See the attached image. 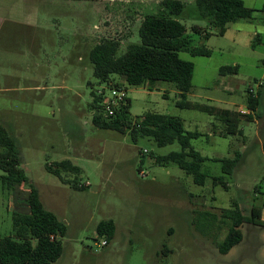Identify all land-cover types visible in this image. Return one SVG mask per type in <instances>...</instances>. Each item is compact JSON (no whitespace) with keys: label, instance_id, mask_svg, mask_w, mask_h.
I'll list each match as a JSON object with an SVG mask.
<instances>
[{"label":"rangeland","instance_id":"374dc122","mask_svg":"<svg viewBox=\"0 0 264 264\" xmlns=\"http://www.w3.org/2000/svg\"><path fill=\"white\" fill-rule=\"evenodd\" d=\"M161 1L0 0V124L17 138L21 168L45 208L68 226L63 255L54 264H264V227L245 223L243 242L222 255L217 243L227 227L211 231L204 214L220 215L236 201L245 216L254 206L264 216L263 96L259 113L241 125L244 136L222 137L219 127L214 134L218 122L205 110H247L248 89L263 92L264 84L257 88L256 82L264 83V12L230 23L221 35L195 0H181L184 10L174 19L186 26L193 47L212 53H180L195 65L187 97L193 108L178 106L180 94L171 82L131 87L115 77L128 90L132 121L147 113L167 114L181 118L187 131L203 134L192 145L211 159L203 164L210 175L204 186L177 164L156 163L159 156L181 152L178 142L159 147L152 137L135 140L93 123L92 93L106 85L94 75L91 48L126 19L132 28L119 54L140 44L137 19L157 13ZM242 1L249 8L264 7V0ZM107 17L111 20L104 23ZM224 66H238V74L222 76ZM238 157L232 175L212 160ZM64 160L83 173L61 172V179L49 170ZM212 177H221V183L213 186ZM75 179L83 190L73 187ZM28 194L27 185L8 190L0 180V238L13 232V212H28ZM108 220L116 226L115 237L102 247L105 237L97 227Z\"/></svg>","mask_w":264,"mask_h":264},{"label":"trees","instance_id":"16d2710c","mask_svg":"<svg viewBox=\"0 0 264 264\" xmlns=\"http://www.w3.org/2000/svg\"><path fill=\"white\" fill-rule=\"evenodd\" d=\"M202 16L210 18L219 34L224 35L230 23L239 20H253L258 12L249 8L242 0H195ZM185 7L181 0H162L157 13H147L140 23L138 30L140 44H129L124 53H120L118 42L103 40L90 50V60L94 67V75L100 84L120 86L115 79L119 77L125 86L141 87L157 82H171L180 94L178 106L182 109L193 108L188 101V94L193 87L195 65L181 58V52H189L192 56H211V50L201 46H192L187 28L174 19ZM196 32L201 29L195 27ZM208 37V34L205 35ZM222 76L238 74V66L220 68ZM247 110L242 114L231 109H205L218 124H213V133L221 128V136H244L241 128L243 122H251L259 106V93L254 94L248 89ZM91 111L94 125L102 130H113L122 134L130 133L136 140L139 135L152 137L159 147L178 142L181 152H172L155 159L159 165L177 164L188 176L193 177L196 185L204 186L210 175L203 171V164L211 159L204 157L192 145L193 140L202 137L198 131L189 132L185 129L183 120L167 114L147 113L137 121L129 116V104L119 111L116 116H104L95 92ZM264 152V142L262 145ZM222 163L224 174L232 175L241 162V158H214ZM21 151L18 140L0 124V180L8 190L17 186L27 185L28 212H13V232L0 238V264H54L63 255L61 239L67 235L68 226L56 214L48 211L36 186L30 182L25 171L21 168ZM49 170L64 179L61 172L80 176L81 167L71 160H64L50 167ZM71 181H68L69 183ZM213 186L221 183V177H212ZM73 187L83 190L85 187L75 179ZM209 218L210 230L227 227L225 239L217 243L220 254L227 255L244 240L242 227L251 223L264 227L263 209L254 206L251 216H245L240 205L235 201L228 209H221L220 215L205 211ZM116 226L112 220L102 221L97 227L99 237H105L109 242L114 239Z\"/></svg>","mask_w":264,"mask_h":264},{"label":"built area","instance_id":"2783aa9c","mask_svg":"<svg viewBox=\"0 0 264 264\" xmlns=\"http://www.w3.org/2000/svg\"><path fill=\"white\" fill-rule=\"evenodd\" d=\"M110 20L111 19L107 17L104 20V23H106L107 21L110 22ZM137 20L140 21V23H141V21L143 20V17H142V19L139 17V19H137ZM116 28L117 29L114 30V32H110V33H114V34L111 35L110 33H108L109 35L106 36L105 39L110 40V41H114V42H118V43H123L124 42L123 38H125L131 31L132 23H130L127 19L126 20H119L118 26ZM96 29L98 32L102 31L101 26H97ZM98 43H100V42H98ZM263 84H264L263 82H256L257 88H261L263 86ZM104 85H106V84H104ZM250 88H251L250 91L255 94L254 87L251 86ZM96 97L99 100V106L102 108L104 116L107 118H111V117L116 116L119 111L124 109L129 104V101H130L129 97H128V90L123 85H120L118 87H116V86L111 87L109 85H106L104 87H100L96 91ZM240 113L249 114L250 111L249 110H242V111H240ZM140 175L143 178L147 177V173H145L143 170L140 172ZM99 244H100V246L104 247V246L108 245V241L105 238V240H102Z\"/></svg>","mask_w":264,"mask_h":264},{"label":"crops","instance_id":"0c3cea01","mask_svg":"<svg viewBox=\"0 0 264 264\" xmlns=\"http://www.w3.org/2000/svg\"><path fill=\"white\" fill-rule=\"evenodd\" d=\"M263 89V92L262 91H260V94H259V99H260V106H259V108H258V110L256 111V113L258 112L259 113V110H260V108H261V106L263 105V100L261 99V96H263V98H264V87L262 88ZM261 89V90H262ZM262 92V93H261ZM257 113V114H258ZM73 162V161H72ZM74 163V162H73ZM75 164V163H74ZM76 165V164H75ZM78 166V165H77ZM80 167V166H79ZM263 220H264V216H263Z\"/></svg>","mask_w":264,"mask_h":264}]
</instances>
